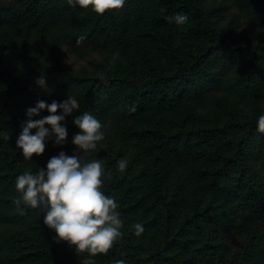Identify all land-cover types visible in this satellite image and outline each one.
<instances>
[{
	"label": "trees",
	"instance_id": "16d2710c",
	"mask_svg": "<svg viewBox=\"0 0 264 264\" xmlns=\"http://www.w3.org/2000/svg\"><path fill=\"white\" fill-rule=\"evenodd\" d=\"M231 9L235 13L228 16ZM177 13L187 15L184 25L166 19ZM249 14L256 31L238 36L237 21ZM148 27L160 39L154 52L138 41ZM132 30L137 54L122 40L124 49L117 48L113 36ZM263 31L264 0H125L123 8L99 16L67 0H0V224L27 225L18 240L1 241L6 252L0 264H228L216 234L224 216L214 214L212 203L179 218L178 193H184L170 188L162 162L186 166L214 199L241 201L264 223V134L257 131L264 109L246 117L232 104L264 102ZM65 49L98 58L75 68L63 62ZM40 76L44 88L35 82ZM67 96L80 105L72 116L90 111L109 132L87 157L103 162L101 190L115 198L123 221V236L106 255L75 254L74 246L56 242L54 230L44 225L46 209L21 205L20 214L14 204L21 195L15 187L19 175L45 168L61 151L74 152L72 116L63 122L71 132L64 145L48 140L44 153L31 160L16 147L26 110ZM210 109L220 110L207 114ZM47 115L44 110L32 119ZM121 159L128 163L123 172ZM138 223L144 228L140 236ZM257 236L248 243L264 258V234Z\"/></svg>",
	"mask_w": 264,
	"mask_h": 264
},
{
	"label": "clouds",
	"instance_id": "9594fccd",
	"mask_svg": "<svg viewBox=\"0 0 264 264\" xmlns=\"http://www.w3.org/2000/svg\"><path fill=\"white\" fill-rule=\"evenodd\" d=\"M67 4L90 9L99 16L106 11L123 8L125 0H67ZM166 19L179 26L184 25L188 17L186 14L177 13ZM118 55L115 54L113 61ZM35 82L41 88L46 87L43 76L38 77ZM79 108V102L72 96H67L62 102L53 100L50 104L38 101L34 107L28 108V119L16 140V147L23 158L31 160L33 155H42L46 141L53 140V137L54 145H64L68 132L63 122L66 117L79 111ZM44 110H47V116L32 119ZM129 111H135V107H131ZM72 122L78 129L71 141L74 146L73 154L66 155L61 151L48 160L45 168L19 175L15 187L21 195L14 200V204L20 214L25 211L21 205L32 209H46L44 225L54 230L56 242H66L69 247L74 246L75 254L87 252L90 257L106 255L123 236V221L117 211L119 205L115 198L105 195L101 190L105 175L103 162L99 159H87L96 150L97 142L104 140V125L90 111L72 116ZM33 129L36 130L34 134ZM257 131L264 134V115L258 118ZM4 138L9 139L8 135ZM127 166L126 160L118 161L119 171L123 172ZM108 178H111V172L108 173ZM134 227L135 235L140 236L144 231L143 226L138 223ZM82 264H94V261L85 259ZM115 264L126 262L119 259Z\"/></svg>",
	"mask_w": 264,
	"mask_h": 264
},
{
	"label": "rangeland",
	"instance_id": "374dc122",
	"mask_svg": "<svg viewBox=\"0 0 264 264\" xmlns=\"http://www.w3.org/2000/svg\"><path fill=\"white\" fill-rule=\"evenodd\" d=\"M235 13V10L231 9L228 12V16ZM255 17L251 14L244 15L239 21H237L236 25V33L238 36L247 37L250 32L256 31L254 24ZM153 31H152V30ZM54 32L53 27L50 29ZM174 35H176V31H173ZM264 36V31L261 32ZM113 36L117 39L118 45L117 48L124 49L125 48L129 52L138 53L137 43L133 40L136 37V34L133 35V30L127 33H113ZM122 40V43L121 41ZM138 41H142L143 44L147 48H151V51L154 52L156 50V42H160V39H157V31L152 27H148L141 32L138 37ZM119 50V49H118ZM62 60L66 64L74 66L75 68H82L87 65L93 59H97L98 55L94 53H88L87 56H79L76 54L70 53L67 49L62 51ZM235 109L242 115L249 117L258 112L256 107H261L264 109V102L256 104L255 106L251 103H246L245 101H236L232 103ZM217 109L215 111H218ZM212 109L206 110V113L209 114L211 112H215ZM81 113H78V115ZM105 127V126H104ZM102 128L104 133H109L107 129ZM77 128L74 124L70 125V131H74L77 133ZM68 133V138L71 136V132ZM54 138V137H53ZM109 141V140H108ZM98 150V149H97ZM169 161V159H168ZM145 163L140 160V166ZM165 166L164 172L167 176L168 180L166 182L170 185V188L173 186L176 187L177 193L179 192V187L181 192L184 193L186 198L178 193V198H180L179 207L177 208V213L179 218H183L186 214H193L195 210H205L207 206L213 203L215 207L212 209L214 214L219 217L223 215L222 223H217L218 226L216 234H219L222 239L224 246V253L227 256L228 264H264V258L259 254L261 251H257L256 247H252L249 245L248 241L251 239L253 235L261 237L264 234V223L257 222L251 214H248L246 207L243 205L241 201H233L226 203V201H221L222 198H213L209 192H207L202 183H197V181L188 173L186 170V166L179 164L175 161H171L166 163L162 162ZM210 213H213L210 211ZM215 217V218H217ZM31 226L34 221L29 222ZM261 224V225H259ZM27 227V225L25 226ZM17 227L14 228L8 227L4 224H0V254L3 256L6 252L5 246L1 243L3 240H7V238H15L18 240L20 236V230L26 228ZM207 228H213V223L211 226L206 225ZM13 236V237H12ZM258 244V243H257ZM1 262H3V257ZM33 264V263H31Z\"/></svg>",
	"mask_w": 264,
	"mask_h": 264
}]
</instances>
